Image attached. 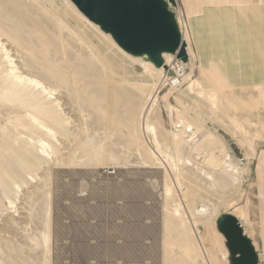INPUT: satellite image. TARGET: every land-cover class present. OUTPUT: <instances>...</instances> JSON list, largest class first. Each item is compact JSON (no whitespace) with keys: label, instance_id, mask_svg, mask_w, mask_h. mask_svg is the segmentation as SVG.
Here are the masks:
<instances>
[{"label":"rangeland","instance_id":"obj_1","mask_svg":"<svg viewBox=\"0 0 264 264\" xmlns=\"http://www.w3.org/2000/svg\"><path fill=\"white\" fill-rule=\"evenodd\" d=\"M166 1L188 56L158 69L69 0H0V79L8 53L59 102L0 98V264H232L227 215L264 264L258 40L247 34L238 75L208 8L223 0Z\"/></svg>","mask_w":264,"mask_h":264},{"label":"water","instance_id":"obj_2","mask_svg":"<svg viewBox=\"0 0 264 264\" xmlns=\"http://www.w3.org/2000/svg\"><path fill=\"white\" fill-rule=\"evenodd\" d=\"M69 1L125 54L145 58L158 69L164 64L163 54L187 61L186 45L166 0ZM217 228L231 254L236 256L232 264H256L255 250L234 217L224 216L218 220Z\"/></svg>","mask_w":264,"mask_h":264},{"label":"crops","instance_id":"obj_3","mask_svg":"<svg viewBox=\"0 0 264 264\" xmlns=\"http://www.w3.org/2000/svg\"><path fill=\"white\" fill-rule=\"evenodd\" d=\"M208 8L213 9L210 12L214 17L223 13V24L230 31L228 36L231 38V41L228 42L229 60L227 69L233 68L232 71H235L238 75L239 73L242 75L243 71L248 72V65L240 64L237 67L236 64L241 61L247 62L244 61L246 58L242 57L244 40H246L247 34L254 30L250 33V36L258 40V49H255L256 51L250 60L252 61V67L257 68L256 73L253 75L258 76L259 79L251 83L258 84L256 86L258 89L264 87V0H223L222 2L208 3ZM217 47L219 45H216ZM232 75L233 73H231ZM223 77L227 80L226 72L223 73ZM261 162L264 163V159ZM257 166L259 172L264 171L262 169L264 166L259 164ZM261 196L264 204V192L261 193Z\"/></svg>","mask_w":264,"mask_h":264},{"label":"bare ground","instance_id":"obj_4","mask_svg":"<svg viewBox=\"0 0 264 264\" xmlns=\"http://www.w3.org/2000/svg\"><path fill=\"white\" fill-rule=\"evenodd\" d=\"M21 6V5H20ZM37 7V6H36ZM80 14V13H79ZM81 15V14H80ZM81 18H83L84 20H85V17L84 16H82L81 15ZM90 25H92L94 28H97V26H95L94 24H92V23H90V22H88ZM6 28H7V26H6ZM51 30V29H50ZM49 32H51V31H49ZM54 35V34H53ZM105 37H107V38H110L108 35H106ZM111 40V39H110ZM113 42V41H112ZM114 43V42H113ZM113 46H115L118 50H120L117 46H116V44L114 43V45ZM6 51V50H5ZM123 52V51H122ZM124 55H127V54H124ZM165 56H171L172 58V60H173V58H175L176 59V57L175 56H173V55H170V54H163L162 55V58L163 57H165ZM129 58V57H128ZM6 61H7V64H8V66H9V68H8V72H7V74H5L4 75V77L3 76H1V77H3V78H1L0 79V81L2 82V94H0V98H2L3 96L2 95H4V94H6V92L8 91V90H10V92L13 94V96L14 95H17L18 93L20 94V95H29V94H33V98H34V96L35 97H39V96H42V98H44L43 100H41V103H40V105H41V107H43V106H49L50 108H52L53 106H54V104L53 103H55V100L53 101L52 100V97H50V96H52V95H50V92L51 91H49V89L45 86V85H43V83H45V81L44 82H40V81H38V77H31V74H32V71H30V70H25V68L22 66L21 68L20 67H18L16 64H14V62H16V59H14L12 56L10 57L9 55H8V53H7V56H6ZM140 59H142V58H140ZM166 59V58H165ZM91 60H93V59H91ZM138 59H136V61H137ZM169 60V59H168ZM167 60V61H168ZM179 60V59H178ZM94 61V60H93ZM97 63V62H96ZM146 63L147 64H151L150 62H148V61H146ZM171 63V62H170ZM44 64V63H43ZM163 66V65H162ZM66 67V66H65ZM100 68V67H99ZM172 68V67H171ZM173 68H174V66H173ZM172 68V69H173ZM175 69V68H174ZM24 73H25V75H24ZM0 74H1V72H0ZM34 74V73H33ZM179 74V73H178ZM30 76V77H29ZM33 76V75H32ZM105 76V75H104ZM40 77V76H39ZM41 79V78H40ZM42 81V80H41ZM47 83V82H46ZM45 83V84H46ZM48 84V83H47ZM47 86H49V85H47ZM179 87V86H178ZM173 89H174V87H172ZM177 88V87H176ZM190 91V90H189ZM50 95V96H49ZM43 96H48L47 98H45V97H43ZM11 98V97H10ZM54 99V98H53ZM57 99V98H56ZM2 100V99H1ZM15 100V99H14ZM52 100V101H51ZM3 102V101H2ZM57 103H59V102H57ZM57 103H55V104H57ZM33 109H34V107H33ZM32 110V109H31ZM35 111V110H34ZM29 112V111H28ZM38 117V116H37ZM51 117V116H50ZM32 118V117H31ZM36 118V117H35ZM35 121H36V119H35ZM34 121V122H35ZM38 123V122H37ZM41 125V127L43 126L42 124H40ZM47 128V127H46ZM47 129H50V128H47ZM44 130V129H43ZM42 131V130H41ZM53 130H49V132L51 133ZM48 132V131H47ZM1 147V146H0ZM14 172V171H13ZM44 217V216H43ZM179 243V242H178ZM180 244V243H179ZM195 255V254H194ZM208 261V260H207Z\"/></svg>","mask_w":264,"mask_h":264},{"label":"built area","instance_id":"obj_5","mask_svg":"<svg viewBox=\"0 0 264 264\" xmlns=\"http://www.w3.org/2000/svg\"><path fill=\"white\" fill-rule=\"evenodd\" d=\"M186 53H187V52H186ZM187 56H188V54H187ZM182 63H183L184 65L187 64V63H184L183 61H182ZM167 82H168L172 87H178L179 84H180V78H179V76L176 77V75H175L174 77H172V78H170L169 80H167Z\"/></svg>","mask_w":264,"mask_h":264}]
</instances>
